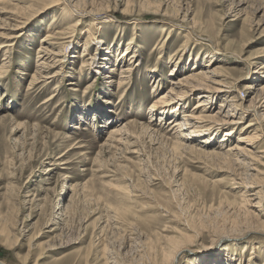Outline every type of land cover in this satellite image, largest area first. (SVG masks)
Listing matches in <instances>:
<instances>
[{
  "label": "rangeland",
  "instance_id": "374dc122",
  "mask_svg": "<svg viewBox=\"0 0 264 264\" xmlns=\"http://www.w3.org/2000/svg\"><path fill=\"white\" fill-rule=\"evenodd\" d=\"M51 1L0 0V264H264V0H77L91 11L72 18ZM93 18L101 43L83 56ZM47 26L64 33L44 41ZM210 55L228 84L193 113L231 98L239 123L183 144L173 124L202 90L184 109L152 103Z\"/></svg>",
  "mask_w": 264,
  "mask_h": 264
},
{
  "label": "bare ground",
  "instance_id": "6f19581e",
  "mask_svg": "<svg viewBox=\"0 0 264 264\" xmlns=\"http://www.w3.org/2000/svg\"><path fill=\"white\" fill-rule=\"evenodd\" d=\"M60 0H53L49 3H54V4H58ZM64 4H65V7H67V10H68V18H72V16L76 15L77 17H81L83 14H88L91 10L89 11H80L77 9L78 6H76V2L78 3L77 0H70V1H67V0H61ZM72 4H71V3ZM43 5V3H40ZM52 4V5H54ZM81 4V3H80ZM86 5V4H85ZM37 5H35L34 7H36ZM37 8V7H36ZM47 7H43L42 9H46ZM83 9V8H82ZM85 9V8H84ZM87 9V8H86ZM85 9V10H86ZM101 11V10H100ZM50 18V17H49ZM90 18V17H89ZM106 18V17H105ZM53 22L56 20V17L53 16L52 18ZM75 19V18H74ZM77 19H80V18H77ZM76 19V20H77ZM71 20V19H70ZM163 20V19H162ZM165 20V19H164ZM78 21V20H77ZM104 21V20H103ZM75 22V21H74ZM73 23V22H72ZM77 23V22H76ZM43 24V23H42ZM87 24L88 25V28H86V33H87V37L85 38L84 40V44H83V51H82V55H88L90 54L87 50H88V45L90 44V42H95L96 45L97 44H100L101 41L97 40L96 38V31L98 29V25H97V21H95V19L93 18V20H90V22H88ZM76 26V24H73ZM71 26V24L69 25ZM74 27V26H73ZM48 28V26H47ZM69 28V27H68ZM53 29V28H52ZM49 30L48 28V34H46L45 38H44V41L47 40V42L51 39H58L60 37L61 34H63L64 32H61L60 28V32H55L54 30ZM188 29V28H187ZM186 29V30H187ZM165 30V29H163ZM199 35V34H198ZM0 36H2V34L0 33ZM200 38V37H199ZM210 40V39H209ZM132 44V42H130ZM129 43V44H130ZM128 44V45H129ZM6 46H9V43H6L4 45H0V48H5ZM130 46V45H129ZM98 47V46H97ZM129 50V49H128ZM38 51H43L41 49V47L38 49ZM127 51V50H125ZM136 51V50H135ZM45 54H48V52H44ZM132 53V52H131ZM50 54V52H49ZM109 55V54H108ZM127 55V54H126ZM176 55V57H174ZM185 55V52H181L180 54H174V56H171L173 58H175V61L177 63H179V61L182 60V56ZM129 56V55H128ZM43 56H41L42 58ZM47 57H50V55H48ZM46 57V58H47ZM130 62H129V66L126 68V69H122L121 73H123L124 71L127 70L130 71L132 70V64L133 62H135V60L137 58H140L139 55H137L136 53H134L133 55H130ZM209 57V56H208ZM46 58L44 60H46ZM48 59V58H47ZM89 59V58H88ZM92 62L91 64L92 65H99V62L95 61L94 58H92ZM193 59V58H192ZM223 59V58H222ZM40 60V59H39ZM216 60H219L217 58H215L214 55H210V58H209V62L210 63H207L206 64V69L205 70H202L201 72H197L196 74H192L190 72L188 73H184L183 76L178 79V81H174L172 82L171 81V84L173 83L176 87L179 88L178 91H174L172 88H170L171 86H169L168 88V91L161 95L160 97L156 98L154 100V102L152 103L153 107L155 109H159V112L161 113H166L167 111H170L172 109V106L174 103L176 104H179L180 105V108L184 109L182 106L183 104H185V100L188 98L189 95L199 91V90H202L200 92H197L198 95L197 97L199 98V100L197 101V103L193 106L192 110L190 111H185V113H183L180 118L177 119V121L173 124L174 126L177 127L178 129V132L180 131L181 134V139L183 144H185L186 141H188L189 139H192V137H190L191 134H195L196 136V133L198 130L201 131V129H205V130H208L210 128H208V122H210V120H213V122L215 124L217 123H221L222 125H235L236 123H239L237 122L236 120V116H237V110L239 109L237 105H235L234 103H232V99L231 98H226V97H223L222 99V102L220 103L219 105V109L218 111L216 112L218 115L214 118V119H209L210 116H205L204 113L202 114H198V115H194L195 113H193L196 109L198 108H201V107H205L209 102H210V98H211V93L212 91L211 90H216V89H220L219 86H222V85H227L228 82H225V80H222L221 79V76H222V72L223 69L221 68L222 66L219 64L217 66H214L213 63H215ZM224 60V59H223ZM194 61L195 63H198L199 61L194 58ZM220 61V60H219ZM43 62V61H42ZM41 62V63H42ZM97 62V63H96ZM105 62V61H104ZM138 62V61H137ZM136 62V63H137ZM139 63V62H138ZM5 64V63H4ZM45 64V63H43ZM42 64V65H43ZM2 65V64H1ZM197 65V64H196ZM45 66V65H43ZM177 66V65H176ZM101 67V66H100ZM264 67V66H262ZM1 70V68H0ZM153 70V69H152ZM1 73V71H0ZM153 74V73H152ZM124 74H120L119 76V79H123L124 77ZM49 77H52L51 75H48L46 76V78H49ZM120 83V82H119ZM5 84V83H4ZM154 84V83H153ZM162 85V84H161ZM119 87V85H118ZM160 87V86H159ZM157 88V87H156ZM5 89V88H4ZM158 89V88H157ZM223 91V90H221ZM256 91L258 92V95L259 94H263L264 95V84H260L259 87L256 88ZM174 93L173 95H176V97H174L173 95H170ZM4 94V93H3ZM4 96V95H3ZM3 98V97H2ZM1 98V95H0V101L2 100ZM45 102V100H44ZM43 103V102H42ZM187 107V106H186ZM202 108V109H203ZM257 108L261 109V108H264V105L260 104L259 106H257ZM204 110V109H203ZM175 115V113H174ZM259 117V114L257 112H254V118L253 119H258ZM82 119V118H81ZM89 122V121H88ZM171 122V121H170ZM91 123V122H90ZM125 125H123L124 127ZM130 126H134L136 127V125L132 122V123H129V125L126 126V128H115V127H112L109 131L110 135H112V139L115 137H117L118 140H122L125 136L127 137V133L129 131V128ZM173 127V126H172ZM205 127V128H203ZM147 129V128H146ZM152 129V128H151ZM186 130V131H185ZM185 131V132H184ZM217 131V130H216ZM255 132V131H254ZM253 132V133H254ZM251 133V131H250ZM252 133V134H253ZM198 134V133H197ZM199 135V134H198ZM216 135V134H215ZM231 135V130H226L225 133H224V137L225 136H229ZM252 136V135H250ZM250 136H246V137H242V138H239V140L241 141V139H245V138H249ZM210 137V136H209ZM222 137V138H224ZM181 139H179L181 141ZM225 139V138H224ZM222 139V141L224 140ZM208 138H204L203 139V142L205 144L208 143ZM238 140V141H239ZM109 143V142H108ZM247 143V142H246ZM121 144V143H120ZM121 146V145H120ZM177 147V146H176ZM175 147V148H176ZM107 148V147H106ZM185 148V147H184ZM247 147L244 146V145H241L240 142L238 143H233L229 146V148L226 150V152L228 151V155H231L233 156L235 159V163L237 164H240L242 163L243 161H245L248 157H249V154H248V150L246 149ZM240 157V158H239ZM247 177H248V174H245ZM247 188L249 186H246ZM243 204L244 205H249L250 207H252L254 210L252 209H249L248 212H251V213H254L255 211L257 212H262V204H261V199H258V201H255V202H252V201H249V199L247 198V195H244L243 196V200H242ZM247 231H251V230H247ZM223 241V240H222ZM242 247H245V245H243ZM244 251V250H243ZM242 251V252H243ZM238 261V260H237Z\"/></svg>",
  "mask_w": 264,
  "mask_h": 264
}]
</instances>
